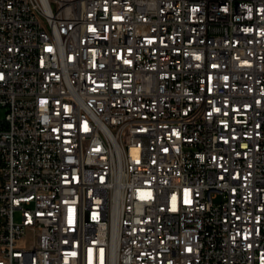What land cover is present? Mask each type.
<instances>
[{
    "label": "built area",
    "instance_id": "2783aa9c",
    "mask_svg": "<svg viewBox=\"0 0 264 264\" xmlns=\"http://www.w3.org/2000/svg\"><path fill=\"white\" fill-rule=\"evenodd\" d=\"M224 9L0 0V264H264V0Z\"/></svg>",
    "mask_w": 264,
    "mask_h": 264
},
{
    "label": "snow or ice",
    "instance_id": "6c2138e0",
    "mask_svg": "<svg viewBox=\"0 0 264 264\" xmlns=\"http://www.w3.org/2000/svg\"><path fill=\"white\" fill-rule=\"evenodd\" d=\"M113 18L114 19H122V17H119V16H114ZM92 30L95 31V29H92ZM245 31H250V29H245ZM147 39H148V43L151 44L153 42V40L156 39V37L153 36V37H150V38H147ZM161 42H163V41H161ZM48 50L51 51V46H48ZM128 51L131 52L132 49H128ZM195 55H196V59H200V56L198 54H195ZM118 58H119V56H118ZM125 63L131 64L132 61L131 60H125ZM241 63L246 65L249 62L247 60H244V61H241ZM213 67L215 68V67H217V65L214 64ZM0 78H2V74H0ZM227 79H228V77L226 76L225 80H227ZM208 91L211 92L212 89L209 88ZM42 103H43V101H42ZM64 107H65V110L67 111L68 106L65 105ZM245 107H247V105H245ZM215 111H220V109L217 108V109H215ZM221 123H224V121H221ZM68 126L71 127V125H68ZM84 128H85V131L88 130L87 122L84 123ZM176 135H179V133L177 132ZM164 150L167 151V149H164ZM137 162H139L138 158H137ZM138 191L140 193V198L141 199H147V198H149L151 196V192H148L145 195L143 189H139ZM184 191H185V203H191V200L188 197V193H189L190 190L186 188ZM175 200H176V197H175V195H173V208H175ZM96 215H97L96 213H93V218L94 219L96 218ZM68 223L69 224L73 223V216H72V209L71 208L69 209ZM188 251H191V249L189 248ZM73 255H75V253H73ZM89 264H91V259L89 260ZM101 264H103V249H101ZM169 264H171V262H169Z\"/></svg>",
    "mask_w": 264,
    "mask_h": 264
},
{
    "label": "bare ground",
    "instance_id": "6f19581e",
    "mask_svg": "<svg viewBox=\"0 0 264 264\" xmlns=\"http://www.w3.org/2000/svg\"><path fill=\"white\" fill-rule=\"evenodd\" d=\"M226 7L224 16H231V11H237V0H226ZM235 25H245V18H235Z\"/></svg>",
    "mask_w": 264,
    "mask_h": 264
},
{
    "label": "rangeland",
    "instance_id": "374dc122",
    "mask_svg": "<svg viewBox=\"0 0 264 264\" xmlns=\"http://www.w3.org/2000/svg\"><path fill=\"white\" fill-rule=\"evenodd\" d=\"M3 116H4V112L2 109H0V119L3 118Z\"/></svg>",
    "mask_w": 264,
    "mask_h": 264
}]
</instances>
